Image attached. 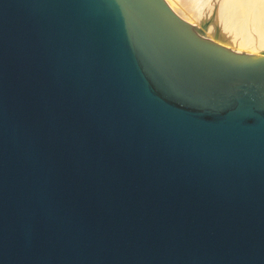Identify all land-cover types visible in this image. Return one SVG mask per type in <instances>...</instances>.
I'll return each mask as SVG.
<instances>
[{
	"label": "water",
	"instance_id": "95a60500",
	"mask_svg": "<svg viewBox=\"0 0 264 264\" xmlns=\"http://www.w3.org/2000/svg\"><path fill=\"white\" fill-rule=\"evenodd\" d=\"M165 0H0V264H264V54Z\"/></svg>",
	"mask_w": 264,
	"mask_h": 264
},
{
	"label": "bare ground",
	"instance_id": "6f19581e",
	"mask_svg": "<svg viewBox=\"0 0 264 264\" xmlns=\"http://www.w3.org/2000/svg\"><path fill=\"white\" fill-rule=\"evenodd\" d=\"M165 2L182 20L195 23L198 26L208 24L206 39L213 40L215 43L218 42L227 50L234 51L235 53L232 52V54L248 58L246 60H252L258 56L240 55L236 52L246 54L264 53V7H255L256 5H253L256 2L255 0H248L247 10L244 8L241 11L240 6V11L235 9L238 18L239 15H241V18L245 17V20L242 18L243 22L240 21V23L239 21L238 23L234 22L238 18L235 13V15L233 14V10L229 13L230 17H226L222 8H216L215 0H165ZM238 2L239 0H233L234 5ZM243 6L245 5L243 4Z\"/></svg>",
	"mask_w": 264,
	"mask_h": 264
},
{
	"label": "rangeland",
	"instance_id": "374dc122",
	"mask_svg": "<svg viewBox=\"0 0 264 264\" xmlns=\"http://www.w3.org/2000/svg\"><path fill=\"white\" fill-rule=\"evenodd\" d=\"M256 2L253 4L255 7H259V6H261V8L262 7H264V0H255ZM215 2H216V8H222L223 9V11H224V15L227 17V16H229L230 17V14L229 13H231V10H233L232 12H233V14L235 13L236 14V16H237V18H238V15H237V11H242V10H244V8L246 9L247 7H248V0L246 1V0H243V1H240L239 0V2L236 4V5H234L233 4V0H232V2H231V0H215ZM263 2V3H262ZM241 3V4H240ZM260 3V4H259ZM262 3V4H261ZM224 4V5H223ZM239 4V5H238ZM243 4L245 5V6H243ZM232 5H233V7H232ZM250 5H252V4H250ZM252 5V6H253ZM225 6V7H224ZM239 6L241 7L240 8V10H239ZM229 8H232V9H229ZM260 8V7H259ZM225 9V10H224ZM235 9H237V11L235 10ZM247 10V9H246ZM226 12V13H225ZM228 12V13H227ZM234 14V15H235ZM241 15H239V18H238V20H235L234 22H236V23H238V21H239V23H240V21L241 22H243V20H245V17H242L243 18V20H242V18L240 17ZM225 17V18H226ZM186 22H188L190 25H192V26H194V27H196V28H198V31H202V32H204L203 30H204V25L203 26H198L197 24H195V23H192V22H189V21H186ZM211 41H213V40H211ZM215 42V41H214ZM216 43H218V42H216ZM218 44H220V43H218ZM222 46V45H221ZM229 51H231L230 49H229ZM231 52H233V53H235L234 51H231ZM236 54H240V55H246V56H258V57H263V54H246V53H237L236 52Z\"/></svg>",
	"mask_w": 264,
	"mask_h": 264
}]
</instances>
